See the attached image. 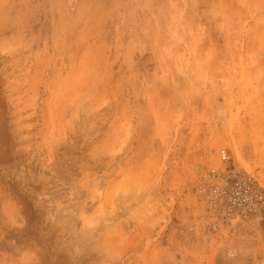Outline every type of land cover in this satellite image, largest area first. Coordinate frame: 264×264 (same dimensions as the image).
Instances as JSON below:
<instances>
[{"label": "rangeland", "instance_id": "1", "mask_svg": "<svg viewBox=\"0 0 264 264\" xmlns=\"http://www.w3.org/2000/svg\"><path fill=\"white\" fill-rule=\"evenodd\" d=\"M220 150L264 188V0H0V264H264Z\"/></svg>", "mask_w": 264, "mask_h": 264}, {"label": "built area", "instance_id": "2", "mask_svg": "<svg viewBox=\"0 0 264 264\" xmlns=\"http://www.w3.org/2000/svg\"><path fill=\"white\" fill-rule=\"evenodd\" d=\"M216 165L197 170L195 201L213 226L246 228L264 221V188L257 177L239 169L226 150Z\"/></svg>", "mask_w": 264, "mask_h": 264}]
</instances>
